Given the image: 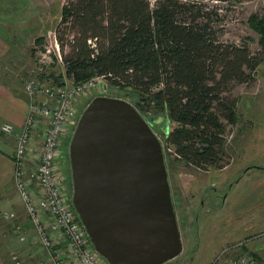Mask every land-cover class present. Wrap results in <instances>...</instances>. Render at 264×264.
<instances>
[{"label":"trees","instance_id":"16d2710c","mask_svg":"<svg viewBox=\"0 0 264 264\" xmlns=\"http://www.w3.org/2000/svg\"><path fill=\"white\" fill-rule=\"evenodd\" d=\"M209 14L193 0H64L53 29L63 77L102 76L161 124L167 119L164 151L174 161L223 169L226 127L237 120L231 90L251 83L262 53L217 40ZM249 23L264 49V22L252 15ZM41 76L63 83L60 75Z\"/></svg>","mask_w":264,"mask_h":264},{"label":"rangeland","instance_id":"374dc122","mask_svg":"<svg viewBox=\"0 0 264 264\" xmlns=\"http://www.w3.org/2000/svg\"><path fill=\"white\" fill-rule=\"evenodd\" d=\"M193 1L202 4L204 10L210 13L208 17L210 26L217 40L230 44L244 43L252 52L262 53V59L251 83L236 84L231 90V97L236 100L237 120L234 125L226 127L224 147L229 155V164L223 169H210L206 173L186 166L182 161H174L173 156H168L164 151L165 132L160 128L164 122L152 125L153 131L158 134L163 145L172 203L182 230L180 254L164 264L222 262L221 258L217 259L218 256L224 255L221 253L222 250L242 241L246 249L250 251L252 249L264 260V171L252 170L244 174V169L248 166H264V49L259 44L260 34L249 23V17L252 15H256V18L264 22V0ZM63 2L64 0H0V33L10 45L9 58H14L13 54L18 53L20 59L16 68L12 67L11 61L9 65H5L4 72L1 73L4 80L9 83L17 82L23 90L27 73L42 67V71L46 72L45 76L49 73L60 75L62 85L73 83L63 77L62 63L54 57L52 50V32L59 20ZM39 37H42V41L36 44L35 39ZM46 49L50 52L48 58L44 59L42 54ZM37 76L42 77L41 73ZM46 79L53 82L52 77L47 76ZM94 89L95 91L80 93L76 98L75 113L60 149V172L69 196L72 188L68 146L81 112L95 94L124 97L122 93L110 88L106 82H100ZM4 136L10 138L7 134ZM16 139L17 137L13 143L14 150ZM35 146L38 147V143ZM29 158L33 162H27L26 167L35 169L38 165L36 150L29 152ZM210 177L221 178L222 183L217 185L218 192L219 194L223 192L225 197L220 208L208 212L203 210L194 223L192 210L198 206V200L203 199L202 187ZM233 182L232 187L226 186ZM29 187L34 192L38 189L35 182H31ZM13 190L16 194L9 200L11 204L0 211V220H3L5 225L2 247L5 259L7 258L6 263L14 264L9 257L19 252L22 256L21 264H38L44 259L46 251L37 244L15 185ZM181 203L184 206H181ZM206 203L204 206L208 208ZM7 207L9 208L7 212L15 214L14 221L21 224L27 232L24 242L16 240L11 228L13 221L3 217Z\"/></svg>","mask_w":264,"mask_h":264},{"label":"water","instance_id":"95a60500","mask_svg":"<svg viewBox=\"0 0 264 264\" xmlns=\"http://www.w3.org/2000/svg\"><path fill=\"white\" fill-rule=\"evenodd\" d=\"M126 97L98 95L68 146L71 204L108 264H164L182 250L163 145L149 117ZM161 129L167 133L164 118Z\"/></svg>","mask_w":264,"mask_h":264},{"label":"built area","instance_id":"2783aa9c","mask_svg":"<svg viewBox=\"0 0 264 264\" xmlns=\"http://www.w3.org/2000/svg\"><path fill=\"white\" fill-rule=\"evenodd\" d=\"M52 50L61 63L59 45L54 32ZM90 42V41H89ZM50 50L46 49L42 58L47 59ZM45 75L42 67L32 70L26 79L23 92L28 99V112L17 139L13 154V180L29 220L37 244L45 251V257L38 264H108L93 248L89 237L77 219L71 204L64 177L60 172V149L65 139L68 125L75 113L74 102L80 93L95 91L102 76H95L78 83L62 85L40 78ZM48 81V83L46 82ZM105 84L103 88L105 89ZM94 97L96 96L93 95ZM110 96V95H102ZM77 123V122H76ZM13 126L0 125L1 134H11ZM38 143V147L35 144ZM36 150L38 165L35 169L26 167L29 152ZM31 182L38 185L34 192ZM3 217L12 222V232L19 242H24L27 232L16 223L13 212H4ZM233 247V248H232ZM228 251V252H227ZM230 252V253H229ZM222 262L211 264H264V260L254 256L244 246V241L223 249ZM14 264H21V253L10 257Z\"/></svg>","mask_w":264,"mask_h":264},{"label":"crops","instance_id":"0c3cea01","mask_svg":"<svg viewBox=\"0 0 264 264\" xmlns=\"http://www.w3.org/2000/svg\"><path fill=\"white\" fill-rule=\"evenodd\" d=\"M13 21V18L10 19ZM11 54L10 45H8L5 37L0 33V125L9 123L13 126V132L8 134L10 138H5L4 134L0 133V211L9 206V201L15 190H13V143L24 125L28 112V99L17 82L9 83L3 79L1 73L4 72L5 65H9L11 61L12 67L18 65V53L13 54L14 58H9ZM9 210L7 209L5 211ZM6 224V223H5ZM4 221L0 220V264H7L5 259L2 244L4 242Z\"/></svg>","mask_w":264,"mask_h":264},{"label":"flooded vegetation","instance_id":"af4514ba","mask_svg":"<svg viewBox=\"0 0 264 264\" xmlns=\"http://www.w3.org/2000/svg\"><path fill=\"white\" fill-rule=\"evenodd\" d=\"M156 114H151L150 116L148 117H154ZM252 170H260V171H264V166H248L247 169H244V174H246L248 171H252ZM206 173L209 172V171H205ZM241 175H239L240 177ZM218 183H222V180L221 178H218V177H210L209 178V181L204 183L203 185V189H202V196H203V199H200L198 200V206L196 208H194L192 210V213H194V216H193V221L194 223L197 221V218H198V215L203 211V212H208L210 210H217L218 208L221 207V203H222V200L224 199L225 195L223 194V192L221 194H219L218 192ZM234 184V182L230 185H226L229 187H232ZM194 196L192 195L191 198H193ZM205 202H207L206 204L208 205V208L205 205ZM176 204V203H175ZM181 206H184L183 203H181ZM176 207V205H175ZM176 212V211H175ZM174 212V213H175ZM175 215H177L175 213ZM189 215V214H188ZM177 217V216H176ZM190 217V216H189ZM177 225H178V230H179V234H180V240H181V233H182V230L180 229V221L177 220ZM182 242V240H181Z\"/></svg>","mask_w":264,"mask_h":264}]
</instances>
